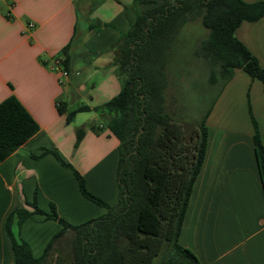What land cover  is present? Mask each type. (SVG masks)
I'll use <instances>...</instances> for the list:
<instances>
[{
	"label": "crops",
	"instance_id": "0c3cea01",
	"mask_svg": "<svg viewBox=\"0 0 264 264\" xmlns=\"http://www.w3.org/2000/svg\"><path fill=\"white\" fill-rule=\"evenodd\" d=\"M136 15L134 0H0V104L15 97L39 126L0 161V264H14L5 224L17 207L32 210L26 200L36 195L46 212L54 204L71 224L93 211L73 172L51 154L40 156L43 148L58 151L89 191L117 203L119 140L108 129L110 115L96 109L121 91L115 45ZM29 23L34 28L27 31ZM235 36L264 68V17L243 22ZM55 58L65 61L68 78L51 70ZM83 106L89 110L67 122L68 113ZM252 117L264 146L263 85L235 69L206 117V154L179 236L202 264H264V189ZM14 229L40 257L61 225L31 215Z\"/></svg>",
	"mask_w": 264,
	"mask_h": 264
},
{
	"label": "trees",
	"instance_id": "16d2710c",
	"mask_svg": "<svg viewBox=\"0 0 264 264\" xmlns=\"http://www.w3.org/2000/svg\"><path fill=\"white\" fill-rule=\"evenodd\" d=\"M135 22L121 34L117 48V73L124 74L120 93L97 108L110 115L108 129L119 140V199L109 205L90 193L84 177L56 150L42 149L70 169L81 195L106 214L79 225L59 216L56 206L49 212L39 208L37 196L13 210L5 224L11 242L14 264H50L56 243L72 236L71 264H152L163 251V264H202L198 257L179 243L188 203L201 171L207 148L206 117L186 140L181 123L173 121L166 110L169 56L181 28L200 19L209 31L203 44L205 55L220 69L228 83L235 69L244 70L259 80L264 90V68L235 36L245 21L264 17V1L243 0H134ZM66 67L65 61H63ZM83 106L67 115L70 122ZM64 113V106L58 107ZM254 145L264 189V146L258 124L252 117ZM39 130L38 124L15 98L0 104V161L7 159ZM77 131V144L83 137ZM38 157V156H34ZM44 215L57 221L61 230L53 236L40 257L14 229L31 216Z\"/></svg>",
	"mask_w": 264,
	"mask_h": 264
},
{
	"label": "rangeland",
	"instance_id": "374dc122",
	"mask_svg": "<svg viewBox=\"0 0 264 264\" xmlns=\"http://www.w3.org/2000/svg\"><path fill=\"white\" fill-rule=\"evenodd\" d=\"M168 1L170 3L174 2L173 0ZM208 36L209 31L203 26L200 19L186 23L178 33L169 56L168 75L170 88L167 92L166 110L173 121L182 124L186 140L191 137L194 130L200 127L201 122L207 113L211 112L223 88L227 85L223 81L220 69L215 62H212L204 53L203 44L208 39ZM118 75L124 76V74L120 73ZM108 119L110 120V118ZM89 192L92 193L91 191ZM84 199L92 206L93 211H88L89 216H91L87 220L73 225H79L91 219H98L106 214L95 216V213L99 212V210L107 212L105 208L97 206L86 198ZM101 199L103 200V198ZM106 203L109 204L108 202ZM167 257L168 251L163 250L153 260L152 264H163ZM71 260L72 236L68 235L60 239L54 246L50 264H71Z\"/></svg>",
	"mask_w": 264,
	"mask_h": 264
},
{
	"label": "built area",
	"instance_id": "2783aa9c",
	"mask_svg": "<svg viewBox=\"0 0 264 264\" xmlns=\"http://www.w3.org/2000/svg\"><path fill=\"white\" fill-rule=\"evenodd\" d=\"M33 28H34L33 24L29 23L27 25V31L33 30ZM51 70L53 72L59 73L62 76V78H68L70 75L69 70L64 66L63 59L61 58H55L53 60V65L51 66Z\"/></svg>",
	"mask_w": 264,
	"mask_h": 264
}]
</instances>
